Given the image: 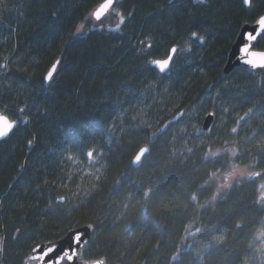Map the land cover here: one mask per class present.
Instances as JSON below:
<instances>
[{
	"label": "trees",
	"instance_id": "obj_1",
	"mask_svg": "<svg viewBox=\"0 0 264 264\" xmlns=\"http://www.w3.org/2000/svg\"><path fill=\"white\" fill-rule=\"evenodd\" d=\"M101 1L0 0V112L29 120L0 141V264H34V246L86 224L85 260L264 264L258 178L217 191L233 163L264 172V71L222 73L238 22L263 14L264 0L252 9L242 0H120V31L73 37ZM192 32L204 41L189 39ZM172 47L165 73L148 63ZM56 60L49 86L43 77ZM208 112L211 131L202 129ZM142 146L150 154L132 165ZM209 152L219 154L206 159ZM213 172L218 179L209 180ZM228 211L235 215L225 223ZM214 232L225 243L209 254L203 246Z\"/></svg>",
	"mask_w": 264,
	"mask_h": 264
},
{
	"label": "snow or ice",
	"instance_id": "obj_2",
	"mask_svg": "<svg viewBox=\"0 0 264 264\" xmlns=\"http://www.w3.org/2000/svg\"><path fill=\"white\" fill-rule=\"evenodd\" d=\"M117 0H104L103 3H101L95 11L89 13L87 16L84 17V20L86 22L91 23L93 19L95 21H101L103 18H106L107 15L110 12H115L116 9L114 7ZM197 3H204L205 0H196ZM242 3L246 6H248L250 9L253 8L252 0H242ZM255 12H259V8L254 9ZM119 15L120 23H117L115 25V28L117 30L120 29L121 24L125 21V17L122 14L117 13ZM131 13H129V16ZM87 25L85 23H81L77 29L76 32L72 34L73 37L78 36L79 34L84 32V29ZM102 26V25H101ZM238 26L240 27V32L238 34V40L239 42L236 45V51L239 54L238 61L241 66H250L251 69H260L261 71H264V51H254V47L258 43H264V14H260L258 18H256L253 22V25L251 27V30H248V22L245 20H241L238 22ZM92 27L95 28L96 25L93 23ZM91 31V29H89ZM189 39H195L196 41L202 43L204 41V37L198 35L196 32H192L189 36ZM141 47H144L143 42H141ZM152 47L151 44L147 45V48L150 49ZM188 50H191V46H188ZM178 51L176 47L171 48V54L168 55L167 59L163 60H151L148 61L149 64L154 65L158 68L159 72L165 73L171 65V62L173 60V55ZM145 55H147V50L144 52ZM61 61L57 60L51 67V69L47 72V75L43 77V81L50 86V82L54 78V73L58 69V66L60 65ZM21 71H27L26 69H21ZM130 91V89H129ZM260 111H264V105L261 106L259 109ZM21 113L24 112V109H19ZM254 109L249 108L248 111L244 114V116H241L239 118L240 121H243L246 117L250 118V115L253 113ZM29 123L28 117L24 116L22 120L17 119H10V117L3 112H0V140H3L5 138L10 137L13 134H16L18 132H21V125H27ZM157 131H160L159 129ZM195 131L199 133L201 129L196 128ZM211 131V129H209ZM237 131L236 128H232L231 132L235 133ZM255 131V130H254ZM264 131V129H262ZM75 132V129H71L69 131V135H72ZM155 135V133H153ZM35 137L33 139L28 140V145H32L34 142ZM252 139V138H249ZM191 151V149H189ZM232 155L237 154V150L233 149ZM96 152V149H90L86 156L88 158L94 159V153ZM151 150L148 146H142L139 148L138 152L135 154L134 158L132 159L131 163L132 165H141L142 158H144L146 155L150 154ZM219 153L217 152H209L205 154V158L211 156H217ZM259 155L264 156V151H261ZM71 159V157H69ZM255 166V165H253ZM264 172H245V171H233L224 176V183L221 184L217 191L220 192L223 189H228L232 187V183H229V180L231 179L234 182H239L242 179H251L254 177H259ZM215 178H218L217 172H213L209 176V180H213ZM207 184L208 181H205ZM260 195L257 198L258 203L261 205H264V184L260 185ZM152 189H148V191H145L143 195L145 197H148L151 193ZM130 195V194H129ZM59 200L63 201L65 198L63 196L58 197ZM213 201L216 200V197L214 196ZM191 201L194 203L196 201V195L193 193L191 196ZM261 211H264V207L260 209ZM235 215L234 212L228 211L227 215L224 218L225 223H229L231 221V217ZM89 227H92L89 225ZM237 228L242 227V223H238L236 225ZM19 231V229H17ZM197 233L201 232V229H196ZM188 235H192L189 233ZM261 235H264V232L261 233ZM210 242L205 244L203 247L204 249L208 250V253L210 254L212 251L216 250V246L224 244L225 243V236L223 234L216 235L215 232L212 236L209 238ZM82 242V234L73 232L72 235L69 237V243L67 244V247H61L59 245L52 244L49 242L47 245H40L37 244L36 249L39 250L38 256H33L31 259H39L42 264H63L65 261H72L74 258H78L81 260L82 264H106V261L104 258H98V259H90L85 260L83 258L82 252H78L75 248H73V245L75 244L77 247L81 245ZM193 247V245H189V248ZM34 249V251H36ZM0 250H2V247H0ZM181 253L179 250H177L176 253H174V259H178L180 257ZM243 264H249V258L245 257Z\"/></svg>",
	"mask_w": 264,
	"mask_h": 264
},
{
	"label": "water",
	"instance_id": "obj_3",
	"mask_svg": "<svg viewBox=\"0 0 264 264\" xmlns=\"http://www.w3.org/2000/svg\"><path fill=\"white\" fill-rule=\"evenodd\" d=\"M103 1H101L93 10L95 11L96 8L101 4L103 3ZM264 14V13H263ZM254 22V21H253ZM253 22L252 23H248V30H251V27L253 25ZM241 29H239L238 31V34L240 32ZM238 34L236 36V39L235 41L232 43L231 47H230V50L227 54V59H226V62L223 66V70H222V73L223 75H227L229 74L234 68H237V67H244L246 69H248L249 71H252V72H257V71H261L260 69H251L250 66H241L239 61H238V56L239 54L237 53L236 51V45L237 43L239 42L238 40ZM254 51H264V50H259V49H256L254 47L253 49ZM171 54V49H170V52L168 55ZM174 55V54H172ZM168 56L164 59H167ZM157 60H163V59H157ZM55 63V62H54ZM53 63V64H54ZM52 64V65H53ZM52 65L50 66L49 70L51 69ZM154 66V65H152ZM155 67V66H154ZM157 70L158 68L155 67ZM48 70V71H49ZM47 71V72H48ZM159 71V70H158ZM161 73V72H160ZM47 75V73H46ZM45 75V76H46ZM183 114V110L179 111L176 115H174L172 118H170L163 126H162V130L169 124V123H172V122H175L177 121ZM213 118H214V114L213 112H208L205 117H204V120H203V124H202V129L203 130H208L209 127L211 126L212 122H213ZM1 141V140H0ZM138 152V151H137ZM135 156V155H134ZM134 158V157H133ZM132 158V159H133ZM132 161V160H131ZM56 201H60V202H63L61 200H59L58 198L56 199ZM73 232H77V233H81L82 234V242H81V245L79 247H77L75 244L73 245V248H75L78 252H80L85 246L86 244L90 241L91 237H92V233H93V227H89V224H86V225H82V226H79V227H76V228H73L71 229L70 231H68L64 236H62L61 238L57 239V240H54V241H45V242H41L39 243L40 245L44 246V245H47L49 242H51L52 244H55V245H59L61 247H67V244L69 243V237L72 235ZM37 246V245H36ZM36 246H34L32 248V250L30 251V254L28 255V259L29 260H34L35 263L34 264H42V262L39 260V259H31V257L33 256H38L39 255V250L36 249ZM0 247H2V238L0 237ZM34 249H36V251H34ZM2 255V250H0V257ZM98 259V258H97ZM66 264H82L81 260L78 259V258H74L72 261H65Z\"/></svg>",
	"mask_w": 264,
	"mask_h": 264
},
{
	"label": "rangeland",
	"instance_id": "obj_4",
	"mask_svg": "<svg viewBox=\"0 0 264 264\" xmlns=\"http://www.w3.org/2000/svg\"><path fill=\"white\" fill-rule=\"evenodd\" d=\"M120 0H117V2H119ZM117 2L115 3V5H114V7H115V9H116V11L115 12H110L108 15H107V17L106 18H103L101 21H94V19H93V21L91 22V23H89V22H86L85 20H83L82 22H80L79 24H78V26L81 24V23H85L87 26L85 27V29H84V32L83 33H81V34H84L86 31H88L89 29H91V30H98V31H100V30H104V31H111V32H117V31H120V29L119 30H117L116 28H115V25L117 24V23H120V19H119V15H117V13H119V14H121V12H120V10L117 8V6H116V4H117ZM92 12V11H91ZM95 24L96 25V27L95 28H93L92 27V24ZM102 25V26H101ZM122 25V24H121ZM77 26V27H78ZM77 29V28H76ZM76 32V31H75ZM81 34H79V35H81ZM224 149H226V150H228V148H224ZM231 152V151H230ZM231 155H232V152H231ZM237 171V172H239V171H245V172H256V170H253V169H251L250 168V165H241V164H239V163H233L232 165H231V169L229 170V172H227V173H225V172H223L222 174H223V177H224V173H225V175L226 174H228V173H230V172H233V171ZM258 178V195H260V191H261V189H260V185L261 184H264V175H261V176H259V177H257ZM216 179H218V178H216ZM233 181L230 179L229 180V183H232ZM218 189V188H217ZM263 207H264V205H262ZM191 234H194V233H191ZM190 236V235H189Z\"/></svg>",
	"mask_w": 264,
	"mask_h": 264
},
{
	"label": "bare ground",
	"instance_id": "obj_5",
	"mask_svg": "<svg viewBox=\"0 0 264 264\" xmlns=\"http://www.w3.org/2000/svg\"><path fill=\"white\" fill-rule=\"evenodd\" d=\"M56 61H57V60H56ZM56 61H55V62H56ZM53 63H54V62H53ZM53 63H52V64H53ZM52 64H51V65H52Z\"/></svg>",
	"mask_w": 264,
	"mask_h": 264
},
{
	"label": "flooded vegetation",
	"instance_id": "obj_6",
	"mask_svg": "<svg viewBox=\"0 0 264 264\" xmlns=\"http://www.w3.org/2000/svg\"><path fill=\"white\" fill-rule=\"evenodd\" d=\"M166 57H167V56H166ZM166 57H165V58H166ZM162 59H164V58H162Z\"/></svg>",
	"mask_w": 264,
	"mask_h": 264
}]
</instances>
